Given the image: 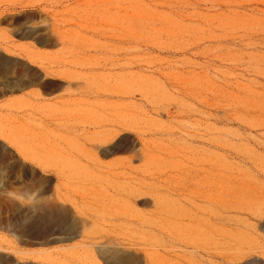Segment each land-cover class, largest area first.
<instances>
[{
	"label": "rangeland",
	"instance_id": "374dc122",
	"mask_svg": "<svg viewBox=\"0 0 264 264\" xmlns=\"http://www.w3.org/2000/svg\"><path fill=\"white\" fill-rule=\"evenodd\" d=\"M117 258L264 264V0H0V264Z\"/></svg>",
	"mask_w": 264,
	"mask_h": 264
},
{
	"label": "bare ground",
	"instance_id": "6f19581e",
	"mask_svg": "<svg viewBox=\"0 0 264 264\" xmlns=\"http://www.w3.org/2000/svg\"><path fill=\"white\" fill-rule=\"evenodd\" d=\"M62 219V216L60 214H58L57 216L54 215V220L53 221H60ZM35 225H37L36 221H32L29 225H26L25 227L22 228V232L23 233H32L34 228L36 227ZM119 254V251L116 252V255ZM113 259V258H111ZM117 261H119V264H126L127 260L125 258H117ZM1 262V259H0Z\"/></svg>",
	"mask_w": 264,
	"mask_h": 264
},
{
	"label": "clouds",
	"instance_id": "9594fccd",
	"mask_svg": "<svg viewBox=\"0 0 264 264\" xmlns=\"http://www.w3.org/2000/svg\"><path fill=\"white\" fill-rule=\"evenodd\" d=\"M31 204V200H30V202L29 203H27V204H24V203H22V205L21 206H28V205H30Z\"/></svg>",
	"mask_w": 264,
	"mask_h": 264
}]
</instances>
